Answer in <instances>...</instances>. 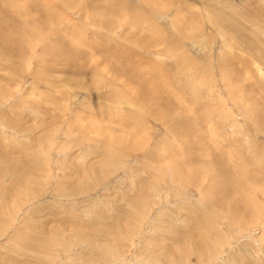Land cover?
Returning a JSON list of instances; mask_svg holds the SVG:
<instances>
[{
  "label": "rangeland",
  "instance_id": "obj_1",
  "mask_svg": "<svg viewBox=\"0 0 264 264\" xmlns=\"http://www.w3.org/2000/svg\"><path fill=\"white\" fill-rule=\"evenodd\" d=\"M0 1V264H264V0Z\"/></svg>",
  "mask_w": 264,
  "mask_h": 264
},
{
  "label": "bare ground",
  "instance_id": "obj_2",
  "mask_svg": "<svg viewBox=\"0 0 264 264\" xmlns=\"http://www.w3.org/2000/svg\"><path fill=\"white\" fill-rule=\"evenodd\" d=\"M22 1H24V0H22ZM1 2V1H0ZM17 2V1H16ZM1 4V3H0ZM17 5V4H16ZM19 6V5H18ZM22 6V5H21ZM19 8V7H18ZM20 9H22V8H20ZM20 9H18V10H20ZM43 10V9H42ZM0 11H2V12H6V9H4V7L3 6H0ZM22 11V10H21ZM29 11V10H28ZM46 11V10H45ZM8 12V11H7ZM9 13V12H8ZM45 14V13H44ZM43 15V14H42ZM48 15V14H47ZM38 18V17H37ZM40 18V17H39ZM51 18V17H50ZM49 17H41L40 19L41 20H39L40 22L39 23H36V22H33V24L35 23L36 24V26H37V24L39 25V26H37V27H40V26H42L43 27V25H44V27H45V24L47 25L48 23H49V21L48 20H51ZM31 19V18H30ZM32 20V19H31ZM37 20V19H36ZM47 21H48V23H47ZM51 23V22H50ZM17 25V24H16ZM52 25V24H51ZM10 26V25H9ZM32 26H34V25H32ZM47 26H49V24L47 25ZM35 27V26H34ZM37 27H35V28H37ZM2 29V28H1ZM50 29V28H49ZM14 31V30H13ZM54 31H55V29H54ZM32 32V31H31ZM30 32V33H31ZM34 32V31H33ZM35 33V32H34ZM32 34V33H31ZM5 35V34H4ZM36 35V34H35ZM58 37H60V36H58ZM31 38V37H30ZM11 39V38H10ZM58 39V38H57ZM56 39V40H57ZM35 40V39H34ZM55 40V41H56ZM26 41V40H25ZM36 42V41H35ZM60 42V41H59ZM58 42V43H59ZM4 43L8 46V44L10 43V45H13V46H16V45H18L19 43L18 42H13L12 41V39L11 40H7V39H4ZM51 44H52V42H51ZM64 44V43H63ZM66 45V44H65ZM50 46V45H49ZM12 47V46H11ZM20 47H22V45L20 46ZM47 47V46H46ZM52 57V56H51ZM19 58V57H18ZM79 68V67H78ZM84 70V69H83ZM82 70V71H83ZM81 71V72H82ZM80 72V73H81ZM84 72V71H83ZM138 75V74H137Z\"/></svg>",
  "mask_w": 264,
  "mask_h": 264
}]
</instances>
